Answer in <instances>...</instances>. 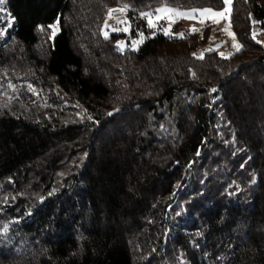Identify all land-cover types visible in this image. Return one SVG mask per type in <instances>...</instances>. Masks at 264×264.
<instances>
[{
	"label": "trees",
	"instance_id": "obj_1",
	"mask_svg": "<svg viewBox=\"0 0 264 264\" xmlns=\"http://www.w3.org/2000/svg\"><path fill=\"white\" fill-rule=\"evenodd\" d=\"M163 7L226 0H0V264H264V0Z\"/></svg>",
	"mask_w": 264,
	"mask_h": 264
},
{
	"label": "rangeland",
	"instance_id": "obj_2",
	"mask_svg": "<svg viewBox=\"0 0 264 264\" xmlns=\"http://www.w3.org/2000/svg\"><path fill=\"white\" fill-rule=\"evenodd\" d=\"M115 14V15H114ZM127 7L123 5H118L113 7V12H111L106 26L104 28L105 35L109 36L108 28L112 25H126L123 26V30L127 31L130 29L129 20L126 17ZM113 19L114 21H112ZM116 19V20H115ZM148 25L154 31L159 30V26L162 27V32L166 35H178L175 31V25L182 23V28L191 30L203 29L208 25L214 24L212 28V39L211 42L221 41L225 46L222 50L218 49L222 55H229L234 49L231 48V43L237 41L233 35L231 27V0H226V7L222 10H181L172 7H163L160 9L158 14L150 15L148 18ZM56 25L53 27V32H57L58 28ZM181 26V25H180ZM255 37L260 41L263 40L262 33L256 34ZM143 35L138 40L135 39V47H137L144 40ZM211 49L208 47V50ZM1 97V95H0ZM3 97V96H2ZM1 97V98H2ZM5 99V98H4ZM3 100V98H2ZM241 202H244L241 200Z\"/></svg>",
	"mask_w": 264,
	"mask_h": 264
},
{
	"label": "built area",
	"instance_id": "obj_3",
	"mask_svg": "<svg viewBox=\"0 0 264 264\" xmlns=\"http://www.w3.org/2000/svg\"><path fill=\"white\" fill-rule=\"evenodd\" d=\"M145 19H147L148 20V16H145ZM128 24H126V25H119V24H115V25H112V26H110L109 28H108V30H109V32L110 31H112V32H118V33H121V32H123V33H127L129 36H130V29L129 30H127V31H124L123 30V26H127ZM129 25H130V22H129ZM128 27V26H127ZM132 41V45H131V49H135L136 47H135V40H131ZM231 48L232 49H237L238 47H239V44H238V42L237 41H234V42H232L231 43Z\"/></svg>",
	"mask_w": 264,
	"mask_h": 264
},
{
	"label": "crops",
	"instance_id": "obj_4",
	"mask_svg": "<svg viewBox=\"0 0 264 264\" xmlns=\"http://www.w3.org/2000/svg\"><path fill=\"white\" fill-rule=\"evenodd\" d=\"M232 1V0H231ZM115 15V14H114ZM112 21H114L113 19H111ZM116 20V19H115ZM150 28V27H149ZM222 42L221 41H216L215 43H212L211 42V46H213V47H215V48H217V49H220V50H222L223 48H224V46H225V44L223 43L222 45ZM218 45H221V46H218Z\"/></svg>",
	"mask_w": 264,
	"mask_h": 264
},
{
	"label": "water",
	"instance_id": "obj_5",
	"mask_svg": "<svg viewBox=\"0 0 264 264\" xmlns=\"http://www.w3.org/2000/svg\"><path fill=\"white\" fill-rule=\"evenodd\" d=\"M221 45H218V46H221ZM118 47L121 51L125 52L128 49V43L126 42L119 43Z\"/></svg>",
	"mask_w": 264,
	"mask_h": 264
}]
</instances>
